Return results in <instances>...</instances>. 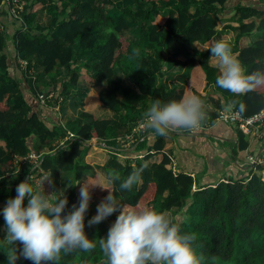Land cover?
<instances>
[{"label":"trees","instance_id":"trees-1","mask_svg":"<svg viewBox=\"0 0 264 264\" xmlns=\"http://www.w3.org/2000/svg\"><path fill=\"white\" fill-rule=\"evenodd\" d=\"M139 1L137 8L121 10L132 16L131 23L123 14L113 16L106 12L107 5L114 0H31L24 9L25 24L16 31L14 39L17 51L28 60L26 76L34 92L56 90L51 85L60 84L61 91L52 96L56 103L60 95L63 101L72 94V85L85 81L89 87V99L75 117L76 128L70 137L61 123L50 126L33 109L20 82L9 74L6 34L0 30V67L5 70L0 73V264H8L3 250L8 245L4 243L7 229L2 210L8 199L17 195L19 183L30 177L28 182L39 189L34 184L35 177L46 174L51 187L64 191L63 196L68 199L63 213L66 215L69 207L78 206L83 183H102L95 162L102 163L108 173H119L120 180L109 179L110 186L105 185L119 205L130 210L154 208L166 213L181 234H194L193 247L201 264H264V163L255 162V170L248 179H222L195 188L194 176L173 166L164 150L165 136L154 133L151 139L145 136L136 145L144 158L162 154L152 164L140 158L134 162L130 155L116 148L117 138L132 131L155 99L167 103L197 95L215 100L208 91L213 79L211 69L215 68L209 63L210 46L225 30L236 31L238 59L247 73L264 71V8L239 2L235 6L238 16L224 19L228 0ZM253 30L261 31L259 37L240 47V38ZM198 42L208 48H201ZM81 51H88L97 59L93 71L89 62L77 59ZM166 56L171 62L180 63L181 68L190 66L186 84L169 86L164 81ZM37 58L44 65V76L36 75L34 79L30 71ZM121 74L130 75L139 88L140 107L128 95L126 99L119 96L128 91ZM232 101L245 115L253 114L264 107V87L234 96ZM99 102L118 111L119 116H98L95 107ZM216 103L222 106L219 99ZM210 112L217 116V110ZM95 138L115 148L96 151L91 145ZM36 140L49 150L41 154L39 163L18 170L17 158L37 149ZM240 144H248L244 134ZM90 151L94 154L86 158ZM133 166L145 167L132 189L122 192L120 183ZM90 191L85 232L97 247L62 253L59 264H106L98 241L107 235L121 209L89 226L88 221L96 215L98 204L110 190L92 186ZM27 203L26 198L24 205ZM179 209L183 219L176 217ZM15 246L16 264H33L24 258L23 245Z\"/></svg>","mask_w":264,"mask_h":264},{"label":"clouds","instance_id":"clouds-1","mask_svg":"<svg viewBox=\"0 0 264 264\" xmlns=\"http://www.w3.org/2000/svg\"><path fill=\"white\" fill-rule=\"evenodd\" d=\"M210 51V66L220 72L216 79L220 88L239 96L264 87V71L247 73L229 43L219 40ZM205 119L204 104L197 95H186L167 103L155 99L143 113L144 126L160 136H166L170 130L194 131ZM144 167L133 166L132 172L120 183L122 192L132 189ZM109 179L114 182L121 177L117 172H110ZM29 180L30 177L19 183L17 195L9 198L2 210L7 229L4 243L8 245L3 250L7 253L8 264H16L17 243L23 245L24 258L33 264H59L62 253L95 249L97 243L85 232L92 186L110 191L98 204L96 215L88 221L89 226L101 223L121 209L107 235L98 241L106 264H201L193 247L195 235L181 234L178 225L166 213L154 208L127 209L116 202L111 189L104 184L83 183L78 206L74 204L64 215L67 197H55V192L49 195L43 186L35 189ZM26 198L27 206L24 205Z\"/></svg>","mask_w":264,"mask_h":264},{"label":"crops","instance_id":"crops-1","mask_svg":"<svg viewBox=\"0 0 264 264\" xmlns=\"http://www.w3.org/2000/svg\"><path fill=\"white\" fill-rule=\"evenodd\" d=\"M251 3L258 8H264V0H228L225 4L223 11V18L230 19L238 16V11L235 6L239 3ZM23 21L17 17L10 8V5L0 0V30H3L6 34V48L5 51L9 57L8 72L9 74L20 82V87L24 92L27 100L31 103L34 110H37L41 117L50 125L55 123H61L68 129V137L74 134L76 128V119L79 110L85 107L86 101L89 99L88 91L89 87L85 81H81L75 85H72L70 94L66 99L62 101V96L58 97V101L54 103V98L51 101L42 102L37 97L36 92L32 87V83L26 76V70L21 64L23 52L17 51L15 47L14 35L17 30L21 29ZM261 34V33H260ZM219 40H224L229 43L233 54L238 58V50L236 49V31L234 29H228L219 34ZM259 37V36H258ZM256 37V38H258ZM254 38L251 37V33L244 35L240 38V47L250 43ZM214 42V43H215ZM213 43V44H214ZM213 44L210 46H213ZM201 48H208L204 43L198 42ZM211 56V54H210ZM77 59L81 62H89L91 71L94 70L97 59L92 57V54L88 51H81ZM190 66L181 68L180 63L171 62L168 57H165V69L163 78L169 86L172 82L184 83L188 81ZM5 70L0 67V73ZM66 71V70H65ZM31 72L37 76H44V65L41 63L40 58L35 60L34 65L31 68ZM212 83L209 85L208 91L215 96V100L205 97L203 98L204 111L206 112V119L201 123L200 127L194 131L185 130H170L165 136L166 143L164 150L169 154L172 159L173 166L177 171H184L191 173L194 176V187H200L206 184H215L222 179H248L252 172L255 170V164L250 161L249 156L253 155L258 159V163H264V123L257 129L243 130L236 124L224 121L217 117H214L210 110H218L220 108H232L234 103L232 98L236 95L231 92L220 88L216 85V79L220 75V72L215 68L211 69ZM120 79L124 88L128 89L133 86H137L130 75L121 74ZM60 84L51 85L54 93L59 94ZM138 88V87H137ZM139 90V88H138ZM122 99H126L125 92L119 95ZM218 99L221 101L222 106H217ZM140 107L142 104L136 102ZM95 111L100 117L116 118L119 116V112L115 109L104 105L99 102ZM154 131L146 129V136L152 138ZM244 134L248 144L247 146H241L240 136ZM126 137V136H125ZM119 137V146L116 148L121 150L123 154L130 155L135 162L137 159H142L146 164H152L154 161H159L162 157L161 153H156L149 158H144L143 151H139L136 148L137 143L132 142L128 137ZM66 137L62 138L60 144ZM37 149L32 152L42 154L48 151V147L38 140L35 141ZM96 151H109L115 147L107 146L104 140L94 139L91 142ZM93 151H90L86 158L91 156ZM17 167L24 168L28 164H34V160L28 156H19L17 158ZM95 167L100 176L101 182L104 185L110 186L109 173L100 162H95ZM264 174V169H263ZM46 174L36 176L38 178V188H44L45 192L49 195L53 193L50 179L45 180ZM40 179V180H39ZM41 181V182H40ZM44 181V184H43ZM63 193L64 191H60ZM71 208V207H70ZM69 209V208H68ZM186 209V206L185 208ZM70 210V209H69ZM183 211L180 209L176 211V217L179 219Z\"/></svg>","mask_w":264,"mask_h":264},{"label":"built area","instance_id":"built-area-1","mask_svg":"<svg viewBox=\"0 0 264 264\" xmlns=\"http://www.w3.org/2000/svg\"><path fill=\"white\" fill-rule=\"evenodd\" d=\"M10 5L11 11L21 20L24 21L23 11L26 8L27 4L31 2V0H2ZM25 24V23H24ZM21 64L25 68H27L28 60L24 57L21 59ZM30 74L35 79L36 74L30 71ZM53 96V91H39L37 93V97L42 102H47ZM220 108L217 110V118L222 119L224 121L236 124L239 128L243 130H251L257 129L264 123V107L259 111L245 115L241 112L240 109L232 107V108ZM146 127L144 126L143 119H140L137 124L133 127L132 131L126 135V137L130 138L132 142L138 143L139 140L144 139L146 136ZM125 137V138H126ZM29 157L34 160V163H39L42 159L41 154H37L34 152L29 153L26 157ZM250 161L252 163L258 162V159L253 155L249 156Z\"/></svg>","mask_w":264,"mask_h":264},{"label":"rangeland","instance_id":"rangeland-1","mask_svg":"<svg viewBox=\"0 0 264 264\" xmlns=\"http://www.w3.org/2000/svg\"><path fill=\"white\" fill-rule=\"evenodd\" d=\"M140 5L141 4H140L139 0H114V3H112L111 5H107L106 12L113 15V16H119L120 14H123L125 17L128 18L129 22L131 23L132 22V16L129 13L123 12L121 10H122V8H127L129 6H134V8H137ZM156 11H159V10L157 9ZM260 33H261V31H259V30H253L251 32V37L255 39L256 37H258L260 35ZM174 84H176V82H172V85H174ZM128 91H127V94H125V96L128 95L135 102L142 104V101H141L142 99L138 95L139 90H138L137 86H133V87L128 88ZM51 100H53V98L49 99V101H51ZM131 113H133V111H131ZM36 181H38V178L35 179V181H34L35 186H38ZM53 192H55V193H53V195L55 197H62L64 194V192L61 193L59 190H57V188H53ZM69 209L72 210V208H70V207H69ZM70 210H68V211H70ZM179 219H183L182 215Z\"/></svg>","mask_w":264,"mask_h":264}]
</instances>
